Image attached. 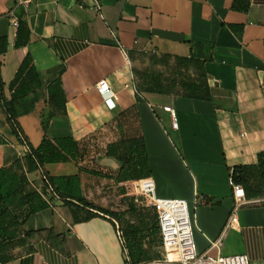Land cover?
Listing matches in <instances>:
<instances>
[{"label":"crops","instance_id":"obj_1","mask_svg":"<svg viewBox=\"0 0 264 264\" xmlns=\"http://www.w3.org/2000/svg\"><path fill=\"white\" fill-rule=\"evenodd\" d=\"M1 38L7 40L0 52L5 101L29 53L42 86L16 102L26 143L13 133L0 103V134L6 139L0 168L45 136L82 141L102 126L119 138L142 135L158 195L186 199L194 214L198 251L246 253L251 264H264V200L242 206L238 221L225 228L234 205L230 169L255 164L264 151V0H0ZM145 50L203 61L211 100L153 92L138 99L133 56ZM57 78L65 114L49 103L48 85ZM103 79L118 96L113 109L97 88ZM165 106L176 110L178 128ZM65 164L45 168L64 175ZM105 164L112 166L113 159ZM75 168L68 174L83 178ZM166 186L180 188L181 195H162ZM117 226L110 216L85 219L58 201L27 218L29 244L16 247V258L2 264H125Z\"/></svg>","mask_w":264,"mask_h":264},{"label":"trees","instance_id":"obj_2","mask_svg":"<svg viewBox=\"0 0 264 264\" xmlns=\"http://www.w3.org/2000/svg\"><path fill=\"white\" fill-rule=\"evenodd\" d=\"M232 28H235V26H232ZM25 42H28V38L23 43L18 41L16 45L20 46ZM6 49L7 40L1 38L0 52H4ZM136 52L138 51H135V54ZM164 56L176 59L181 65L190 64L200 72L197 78L184 83L182 88L187 93L181 95L195 99L211 100V87L203 61L194 57H173L169 54H164ZM59 69L63 70L64 67L61 66ZM133 72L138 99L141 98L140 94L142 92L175 94L171 88L166 87L158 76H146L141 79L140 76L138 77L136 69L133 68ZM41 86L40 73L34 64L32 55L29 53L10 83V101H5L3 87H0V103L6 110L7 121L13 133L21 142H24L25 139L21 134L22 129L18 122L19 111L16 108V102L38 90ZM48 97L52 106L63 110L64 114L66 113L65 94L60 78L51 81L48 85ZM27 112L29 111H23V113ZM5 142L6 139L0 134V143ZM78 150V141L72 136L56 139L45 136L38 146L30 145L29 151L12 165L0 168V264L16 258V254L8 252L11 242L15 241V248L29 244L32 233L23 230L27 218L50 206L34 186V181L28 177L29 173L36 172L40 166L46 167L50 164L71 162L76 159ZM107 155L121 163L116 176L117 182L151 177L152 175L149 154L142 135L123 137L110 142L107 145ZM230 173L233 175L235 182L245 188L249 199L264 198V151L258 154L255 164L236 165L230 169ZM47 176L56 193L65 200V204L69 205L74 213L82 212L85 219H90L98 216V214L91 211V208L102 211L85 197L79 173L51 175L49 171ZM147 210L146 213L133 207L137 218L136 223H128L129 230L122 231L124 247L128 251L127 255H129L128 258H130L132 264L150 259L143 243L137 237L138 233L142 232L143 226L146 225L149 214L152 215L153 213L155 232L161 233L157 212L152 207L147 208ZM108 212L117 215L114 211ZM29 249L31 250L32 247H29ZM125 264H127V259Z\"/></svg>","mask_w":264,"mask_h":264},{"label":"rangeland","instance_id":"obj_3","mask_svg":"<svg viewBox=\"0 0 264 264\" xmlns=\"http://www.w3.org/2000/svg\"><path fill=\"white\" fill-rule=\"evenodd\" d=\"M133 67L138 71V77L140 76L141 79L146 76H158L166 87L173 90L174 95L187 93L182 88L184 83L194 80L200 74L192 65H181L176 59L165 57L164 54L154 50L136 52ZM117 136L112 133L109 126H102L97 131L87 135L82 141L77 140L79 144L77 157L75 160L65 164L62 172L67 174L72 173L76 170L75 166L80 172L82 171L84 175L81 178L82 184L85 187V190H83L85 197L92 204L102 209L100 211L91 208V211L98 215H107L114 218L122 231L126 232L129 230L128 223H133L137 219L133 207L138 211L146 213L149 207L142 197L130 194V190H128L129 185L127 184L128 181L117 182L116 176L121 167L120 162L113 159L112 166L105 164L107 159H112L107 155V145L109 142L121 138ZM174 142L179 150L182 151V154L186 156V152L183 149L184 147L181 146V143L175 138ZM48 172L44 166H40L36 172L29 173L28 177L35 183L42 184V176L44 174L48 175ZM191 187L192 182L188 181L186 188ZM180 191L178 187L170 188L166 186L165 190L162 191V195L178 196L181 195ZM52 199L56 202H65L64 199H56L55 197H52ZM259 199L264 200V198ZM108 211H114L117 215H113ZM152 215L149 214L146 225L143 226L142 232L138 233L137 236L147 250L150 259L142 260L136 264H163L164 248L162 236L160 232L156 233L154 230L155 221ZM14 244L15 241L11 242L10 249L8 250L10 254H15ZM127 254L128 251H126L127 264H132Z\"/></svg>","mask_w":264,"mask_h":264},{"label":"built area","instance_id":"obj_4","mask_svg":"<svg viewBox=\"0 0 264 264\" xmlns=\"http://www.w3.org/2000/svg\"><path fill=\"white\" fill-rule=\"evenodd\" d=\"M81 6H83L81 4ZM100 9L99 7H97ZM13 26L18 29L21 25L17 17L12 16ZM97 88L104 98L106 105L113 109L117 106L118 96L113 91L108 80L99 81ZM164 109L171 114L173 128H178V117L176 110L171 106H165ZM26 143V142H24ZM229 182L232 186L234 205L225 228L230 227L238 221L239 209L253 201L261 199H249L245 188L236 183L233 175L230 173ZM43 198L53 205L56 201L52 199H62L56 193L48 176H42V184L33 183ZM130 194L142 197L148 207H152L158 214L164 258L163 264H251L248 254L222 255L211 254L209 252L200 253L197 249L194 236V214L186 199L161 197L156 191V186L151 177H144L130 180L127 182ZM117 233L123 242V232L119 225ZM124 244V242H123ZM217 243L214 242V245Z\"/></svg>","mask_w":264,"mask_h":264}]
</instances>
